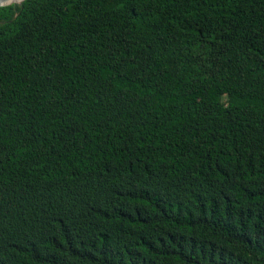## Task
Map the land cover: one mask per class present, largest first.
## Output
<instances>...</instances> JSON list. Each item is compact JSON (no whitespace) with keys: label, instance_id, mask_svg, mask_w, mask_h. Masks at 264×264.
Returning a JSON list of instances; mask_svg holds the SVG:
<instances>
[{"label":"trees","instance_id":"obj_1","mask_svg":"<svg viewBox=\"0 0 264 264\" xmlns=\"http://www.w3.org/2000/svg\"><path fill=\"white\" fill-rule=\"evenodd\" d=\"M0 264H264V0L0 7Z\"/></svg>","mask_w":264,"mask_h":264},{"label":"water","instance_id":"obj_2","mask_svg":"<svg viewBox=\"0 0 264 264\" xmlns=\"http://www.w3.org/2000/svg\"><path fill=\"white\" fill-rule=\"evenodd\" d=\"M7 1H9V0H0V7L6 6V5H10V4H13V3L21 4L24 0H20V1H17V2H10V3H8Z\"/></svg>","mask_w":264,"mask_h":264},{"label":"bare ground","instance_id":"obj_3","mask_svg":"<svg viewBox=\"0 0 264 264\" xmlns=\"http://www.w3.org/2000/svg\"><path fill=\"white\" fill-rule=\"evenodd\" d=\"M17 1H20V0H9V1H7L8 3H10V2H17ZM6 2V3H7Z\"/></svg>","mask_w":264,"mask_h":264}]
</instances>
